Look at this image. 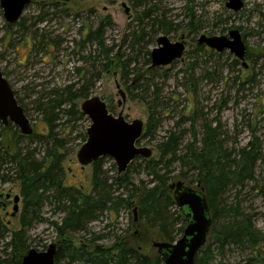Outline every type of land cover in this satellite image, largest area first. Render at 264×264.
Returning a JSON list of instances; mask_svg holds the SVG:
<instances>
[{"label": "rangeland", "instance_id": "1", "mask_svg": "<svg viewBox=\"0 0 264 264\" xmlns=\"http://www.w3.org/2000/svg\"><path fill=\"white\" fill-rule=\"evenodd\" d=\"M242 1L244 7L235 13L226 9L225 0H36L12 25L5 22L0 8V70L35 134L32 140H19L18 129L9 124L11 130H0V148L10 149L12 154L19 150L39 162L57 140L63 157V185L89 192L91 166L81 167L76 159L90 125L80 110L85 99L99 97L114 117L121 116L128 123L142 121L143 132L149 123V134L135 146L151 149L150 159L158 158L156 146L169 132L182 135L181 153L192 142V130L198 141L203 125L217 127L222 148L232 158L255 142L259 157L253 180L242 188L229 187L221 199L238 206L254 229L264 234V0ZM161 20L163 23H157ZM98 28L109 51L107 68L93 43L77 45L87 31ZM231 30L240 32L246 67L228 51L216 53L197 44L201 35L227 36ZM133 32L139 43L131 48ZM160 36L173 43L182 41L185 51L168 66L152 67L150 52ZM82 87L86 96L75 98ZM129 166V180L134 185L150 181L143 159L136 158ZM102 170L109 182L117 177L109 157L103 158ZM181 171L189 177L194 173L174 163L171 183L181 181ZM16 172L15 163L0 168V222L6 229L0 238V264H11L6 262L10 260L7 244L11 233L22 229L24 203ZM113 189L115 195L126 194L122 188ZM16 196L19 201L14 212ZM56 205L43 201L40 219L26 227L30 248L41 252L57 243L50 223L60 221L63 214ZM175 209L178 211L177 207L171 211ZM133 218L132 208L126 207H120L111 220L104 214L89 225L87 234L76 235L74 244L82 239L88 243L94 235L99 237L96 245L111 248L116 237L131 240L136 232L134 245L140 252L155 254L152 244L161 241L139 226L132 228ZM216 220L220 223L219 217ZM209 245L215 264H251L249 259L259 251L260 259L264 257V243L252 251L227 246L221 255L213 240ZM60 264L70 263L64 260Z\"/></svg>", "mask_w": 264, "mask_h": 264}, {"label": "trees", "instance_id": "2", "mask_svg": "<svg viewBox=\"0 0 264 264\" xmlns=\"http://www.w3.org/2000/svg\"><path fill=\"white\" fill-rule=\"evenodd\" d=\"M33 1L36 0H31V3ZM157 23L163 22L161 20ZM130 37L132 48L139 43V36L133 32ZM90 42L102 53L107 68L110 64L109 51L104 48L99 28L95 31H87L77 45L82 47L83 44ZM125 70L126 68H123V75ZM80 71L78 69L77 73ZM85 90L82 87L75 98L85 97L87 94ZM73 99L74 97L70 100ZM7 128L10 127L0 125V130H8ZM149 130L148 123L142 137L148 135ZM191 133L192 142L180 153L182 135L169 132L168 136L156 146L158 158L143 159L144 171L151 179L149 182H140L138 186L129 180L130 166L109 182L102 170L103 158L98 159L91 165L89 192L63 185L61 166L63 157L59 152L60 144L57 140L52 143V149L47 156L39 162H35L27 155H21L19 150L12 154L10 149L6 151V148H0V168L6 163H15L17 166L16 173L21 183L24 203L20 222L22 229L11 233L7 244L10 249V260L6 262L21 264L23 254L30 249L26 238V227L40 219L38 212L41 204L49 200L57 204L56 209L63 214L60 221L50 223L57 239L55 264H60L64 260L70 264H161L156 253L146 255L134 245L135 239L138 238L136 232L131 234V240L116 237L111 248L96 245L99 237L94 235L88 243L82 239L74 244L73 239L76 235L87 234L89 225L98 221L104 214L111 220V217L117 215L120 207H126L132 208V213L133 209H136L137 218L136 221L133 219L132 228L139 226L145 234L154 235L161 242H175L183 233L186 219L176 209L171 211L172 208H176L169 189L171 166L174 163L187 168V171L194 172L189 177L187 172L181 171L179 178L189 186L195 183L199 185L211 214L209 239L196 255L194 264H215V256L209 245L211 240L217 244L216 251L219 255L223 253L225 247L231 245L241 250L246 248H250L251 251L256 250L261 243H264V234L254 229L249 219L240 213L238 206L228 205L221 199L229 187L242 188L245 182L253 180L255 163L259 157L255 142H250L239 149L237 155L232 158L231 154L222 148L217 127L203 125L201 138L198 141L195 130ZM17 137L19 140H32L35 134L33 132L29 136H23L19 133ZM114 186L117 189L122 188L126 194L115 195ZM217 217L220 223H217ZM5 233L6 229L0 222V238H3ZM142 243H147V239ZM260 255V251L255 253V257L249 259V263L259 261L264 264V257L260 259Z\"/></svg>", "mask_w": 264, "mask_h": 264}, {"label": "water", "instance_id": "3", "mask_svg": "<svg viewBox=\"0 0 264 264\" xmlns=\"http://www.w3.org/2000/svg\"><path fill=\"white\" fill-rule=\"evenodd\" d=\"M31 0H0L3 18L7 24H15ZM225 7L238 12L244 7L242 0H225ZM198 45H204L216 53L230 52L246 67L244 62L246 47L238 30H231L227 36L207 37L201 35ZM185 51L182 41L170 42L167 37L156 39V47L150 52L152 67H165L179 60ZM81 113L90 121L86 129V140L76 153L81 167L91 166L100 158H111L117 174L124 173L136 159H149L152 150L136 147L142 137L144 124L140 120L126 122L121 116L114 117L107 105L99 97L85 99L80 106ZM0 123L14 125L23 136L33 133L30 122L18 104L14 92L0 70ZM173 201L186 219L182 235L173 243L155 242L152 244L161 264H194L198 252L206 245L212 225L206 197L198 184L189 186L182 181L170 183ZM19 198L14 197V212ZM136 221V209H133ZM56 244L52 243L44 251L28 249L21 258V264H55Z\"/></svg>", "mask_w": 264, "mask_h": 264}, {"label": "flooded vegetation", "instance_id": "4", "mask_svg": "<svg viewBox=\"0 0 264 264\" xmlns=\"http://www.w3.org/2000/svg\"><path fill=\"white\" fill-rule=\"evenodd\" d=\"M198 44V43H197ZM201 46V45H200ZM204 46V45H203ZM206 47V46H205ZM207 48V47H206ZM209 49V48H208Z\"/></svg>", "mask_w": 264, "mask_h": 264}]
</instances>
